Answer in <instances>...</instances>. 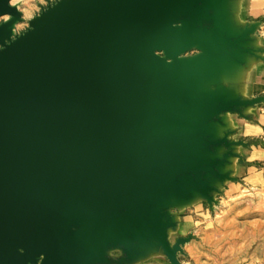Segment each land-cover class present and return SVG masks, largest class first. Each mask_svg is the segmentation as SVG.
I'll return each mask as SVG.
<instances>
[{"label": "water", "instance_id": "obj_1", "mask_svg": "<svg viewBox=\"0 0 264 264\" xmlns=\"http://www.w3.org/2000/svg\"><path fill=\"white\" fill-rule=\"evenodd\" d=\"M5 14L21 16L0 0ZM215 17L213 0H56L20 34L0 23V264L156 249L185 264L165 204L211 205L234 156L211 122L264 102L199 90L218 59L253 53L257 24L231 33Z\"/></svg>", "mask_w": 264, "mask_h": 264}, {"label": "crops", "instance_id": "obj_2", "mask_svg": "<svg viewBox=\"0 0 264 264\" xmlns=\"http://www.w3.org/2000/svg\"><path fill=\"white\" fill-rule=\"evenodd\" d=\"M213 2L215 19L227 31L235 33L248 24H257V28L248 39V46L253 49V53H239L237 60L218 59L200 81L199 90L209 92L223 100L264 95V0H213ZM208 133L213 138L227 136L233 142L229 149L234 153L228 167L230 178L219 184L213 182L212 185L220 189L227 182L244 181L250 185L261 182L264 177V102L222 113L211 122ZM226 149L221 147L218 151L224 152ZM198 200L204 202L205 199L199 195L178 202L169 200L165 204L164 211L175 222V226L168 230L171 243H175L179 237H186L184 232L186 229H180L178 210L189 207ZM185 245L183 251L178 253V257L183 263L188 264L181 258ZM126 264L171 263L161 250L156 249L149 255Z\"/></svg>", "mask_w": 264, "mask_h": 264}, {"label": "rangeland", "instance_id": "obj_3", "mask_svg": "<svg viewBox=\"0 0 264 264\" xmlns=\"http://www.w3.org/2000/svg\"><path fill=\"white\" fill-rule=\"evenodd\" d=\"M55 1L12 0V5L22 12L13 33L26 31L29 21ZM8 16L12 15H4L0 23ZM196 53L194 48L183 56ZM213 195L211 205L207 200H198L178 210L180 229H186L189 238L181 258L188 264H264V177L256 185L227 182ZM108 251L113 258L126 259L121 247Z\"/></svg>", "mask_w": 264, "mask_h": 264}, {"label": "bare ground", "instance_id": "obj_4", "mask_svg": "<svg viewBox=\"0 0 264 264\" xmlns=\"http://www.w3.org/2000/svg\"><path fill=\"white\" fill-rule=\"evenodd\" d=\"M12 1V0H11ZM12 4V3H11ZM14 6V5H13ZM15 7H17V6H15ZM20 11V10H19ZM21 12V11H20ZM5 15H12V14H5ZM4 16V15H3ZM3 16H1V17H3ZM21 16H22V12H21ZM21 16L20 17H18V16H16V15H12V16H8V18H7V20L4 22V23H7L8 25H9V28L11 29V31H12V34L14 35V33H13V29H14V26H15V23H16V21L17 20H20L21 19ZM0 17V18H1ZM186 244V243H185ZM184 244V245H185ZM182 248H183V245H182ZM172 264V263H171Z\"/></svg>", "mask_w": 264, "mask_h": 264}]
</instances>
